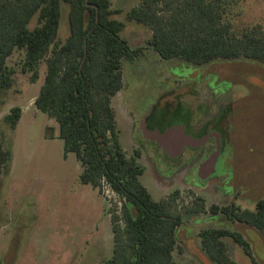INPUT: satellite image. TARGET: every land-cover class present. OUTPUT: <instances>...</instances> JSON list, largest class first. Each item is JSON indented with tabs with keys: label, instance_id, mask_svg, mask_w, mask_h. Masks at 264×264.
<instances>
[{
	"label": "rangeland",
	"instance_id": "374dc122",
	"mask_svg": "<svg viewBox=\"0 0 264 264\" xmlns=\"http://www.w3.org/2000/svg\"><path fill=\"white\" fill-rule=\"evenodd\" d=\"M140 1L112 0L113 7L124 11ZM240 8L239 24L264 26V0H241ZM68 11V3L62 2L61 40L70 32ZM114 17L126 24L120 35L131 46L143 48L139 57L124 61V85L113 97L120 142L128 155L143 148L142 131L145 135L147 125L151 128L157 122L167 130L193 118L183 102L197 107L207 100L213 111L219 106L215 113L228 114L224 148L208 176L193 162L183 163L185 158L168 166L158 151H141L139 161L145 170L140 179L154 199L176 189L182 193L174 203V209L185 216L178 231L182 250L175 251L176 259L182 264H217L202 251L198 232L206 226H232L251 242L264 264V240L256 228L231 223L222 215L186 211L194 194L204 197L207 206L235 201L251 209L264 197V65L247 58L204 65L164 59L147 45L148 26L126 20L125 12ZM23 58L19 50L8 58L15 83L0 89V264H104L114 252L109 208L119 203L118 195L108 185L100 194L81 182V162L74 152L65 153L57 121L34 104L45 81V61L33 82L31 73L21 70ZM212 81L223 88L215 89L216 95ZM162 89L167 92L159 97ZM16 106L22 108V116L13 127L5 116ZM151 114L155 119L147 123ZM225 240L238 264H252L241 246L232 238Z\"/></svg>",
	"mask_w": 264,
	"mask_h": 264
},
{
	"label": "trees",
	"instance_id": "16d2710c",
	"mask_svg": "<svg viewBox=\"0 0 264 264\" xmlns=\"http://www.w3.org/2000/svg\"><path fill=\"white\" fill-rule=\"evenodd\" d=\"M62 2L69 5L70 32L64 40L59 38ZM240 2L141 0L124 11L113 7L112 0H0V89L15 83V70L8 64L14 51L24 52L21 70L31 73L33 82L45 61L35 106L57 121L65 153L74 152L81 162V182L100 194L108 185L118 195L119 203L109 208L114 252L104 264H182L175 251L182 250L178 231L185 221L184 213L174 209L181 191L154 199L140 179L145 170L141 150L128 155L120 142L113 97L124 85V61L139 57L143 48L120 35L126 24L114 16L125 12L126 20L148 26L147 45L164 59L204 65L247 58L264 65V26L239 24ZM21 116L22 108L16 106L5 120L15 127ZM187 208L252 226L264 240V197L251 209L235 201L207 206L204 197L194 194ZM198 237L202 251L217 264H238L227 237L252 264H260L251 242L232 226H206Z\"/></svg>",
	"mask_w": 264,
	"mask_h": 264
},
{
	"label": "flooded vegetation",
	"instance_id": "af4514ba",
	"mask_svg": "<svg viewBox=\"0 0 264 264\" xmlns=\"http://www.w3.org/2000/svg\"><path fill=\"white\" fill-rule=\"evenodd\" d=\"M215 89L221 91L223 88H220V86L217 87L216 83L212 81L211 91L216 95L218 92L215 91ZM166 92L167 90L162 89L159 93V97ZM180 102L181 101H179V104H182ZM182 105L183 107L185 106L184 109L187 110L189 114L193 115V118H189L190 120L186 124H178L177 127H171L170 125L168 126L170 129L167 130L166 127H161L157 122L156 125L151 124V128L147 125L145 135L141 130L142 135L145 136L144 140H146V142L141 143V145H143L142 147L145 150L151 149L158 151L164 157L162 161L166 162L168 166H172L170 163L176 165L181 159L185 158L182 160L183 163L189 161H191V163L193 162L197 168H200V172L203 173L204 176H208L212 170H214V166L224 148V129L227 124L226 119L228 114L215 113V111L219 109V106L216 105L213 111L207 100L206 102L202 101L197 107L185 104L184 102ZM229 109L230 106L226 107L228 113ZM196 114L199 116L195 121L194 118ZM151 116L152 114L146 118L147 123L155 119H151ZM142 149L140 148L141 151H143ZM213 215L217 216V214Z\"/></svg>",
	"mask_w": 264,
	"mask_h": 264
}]
</instances>
